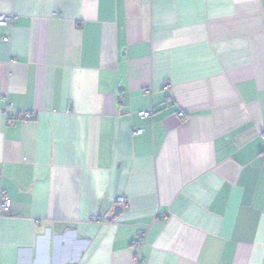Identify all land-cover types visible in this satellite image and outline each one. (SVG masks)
Instances as JSON below:
<instances>
[{"label":"crops","instance_id":"crops-1","mask_svg":"<svg viewBox=\"0 0 264 264\" xmlns=\"http://www.w3.org/2000/svg\"><path fill=\"white\" fill-rule=\"evenodd\" d=\"M3 16L0 264H264V0Z\"/></svg>","mask_w":264,"mask_h":264},{"label":"built area","instance_id":"built-area-1","mask_svg":"<svg viewBox=\"0 0 264 264\" xmlns=\"http://www.w3.org/2000/svg\"><path fill=\"white\" fill-rule=\"evenodd\" d=\"M8 18L7 17H1L0 18V24H5L7 22ZM10 109V105H8L5 109V114L6 112ZM153 115V111H143L139 113V116L142 119H148L150 117H152ZM25 117L27 119L31 118V114L30 113H26ZM178 117L183 119L185 118V113L184 112H180L178 113ZM137 135H141L142 131H138L136 132ZM263 167H264V163H263ZM117 203L118 204H125L126 203V198L125 197H120L117 199ZM12 209V202L10 200V198L8 197V195L6 194V192L2 189H0V220L7 215ZM144 244V240L143 239H139L136 241V246L140 249L141 246H143ZM139 251V250H138ZM138 255V253H137ZM135 264H143L142 260L140 258H136L135 260Z\"/></svg>","mask_w":264,"mask_h":264},{"label":"water","instance_id":"water-1","mask_svg":"<svg viewBox=\"0 0 264 264\" xmlns=\"http://www.w3.org/2000/svg\"><path fill=\"white\" fill-rule=\"evenodd\" d=\"M122 211H123V208L121 206H118L115 209V214L111 218H109L108 220L112 221L114 219V217H116L118 214L122 213Z\"/></svg>","mask_w":264,"mask_h":264}]
</instances>
